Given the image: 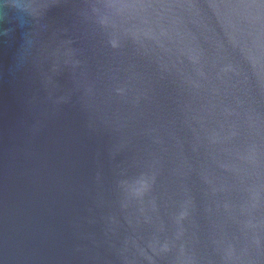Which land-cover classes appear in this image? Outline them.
I'll list each match as a JSON object with an SVG mask.
<instances>
[{"label": "water", "instance_id": "1", "mask_svg": "<svg viewBox=\"0 0 264 264\" xmlns=\"http://www.w3.org/2000/svg\"><path fill=\"white\" fill-rule=\"evenodd\" d=\"M0 264H264V0H0Z\"/></svg>", "mask_w": 264, "mask_h": 264}]
</instances>
